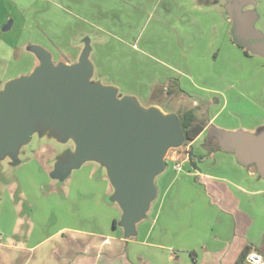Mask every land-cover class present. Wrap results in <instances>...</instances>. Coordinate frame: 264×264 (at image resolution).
I'll list each match as a JSON object with an SVG mask.
<instances>
[{
  "label": "crops",
  "instance_id": "0c3cea01",
  "mask_svg": "<svg viewBox=\"0 0 264 264\" xmlns=\"http://www.w3.org/2000/svg\"><path fill=\"white\" fill-rule=\"evenodd\" d=\"M63 2L69 17H63L64 32L70 36L64 48L74 52L88 44L94 67L114 74L108 85L151 98L149 104L158 107L161 100L176 97L168 90H180L191 97L187 108L198 107L199 98L208 111L215 104L221 107L215 110L224 109L225 94L216 84L230 88L227 74L232 65H239L240 56L232 48L229 16L215 13L211 4L203 0ZM17 13H0V28L11 19L12 29ZM18 15L17 23L23 26ZM28 57L33 69L37 60ZM262 61L257 75L239 82L243 91L236 95L243 98L244 93L251 104V112L234 113L250 128L264 123V94L256 77L261 75L264 81ZM205 132L203 141L207 128L187 145L180 162L166 158L165 171L155 179L156 198L129 239L118 226L121 213L110 200L113 190L102 168L77 169L75 183L66 190L37 182L33 173L40 162L29 163L33 158L17 166V182L10 185L0 172V264H237L246 246L264 251V177L253 165L240 163L235 154H209L204 143L194 147ZM45 162L39 171L46 176ZM44 186H53L55 202L41 197L50 193ZM50 203L58 206L44 215ZM21 233L27 236L24 243Z\"/></svg>",
  "mask_w": 264,
  "mask_h": 264
},
{
  "label": "water",
  "instance_id": "95a60500",
  "mask_svg": "<svg viewBox=\"0 0 264 264\" xmlns=\"http://www.w3.org/2000/svg\"><path fill=\"white\" fill-rule=\"evenodd\" d=\"M253 32L249 50L264 57V36ZM30 52L36 66L8 80L0 91V161L8 156L19 162L20 147L36 131L72 140L73 150L55 163L50 175L66 178L86 162L97 163L113 190L110 200L120 210L123 237L133 238L156 198L155 179L166 169L168 152L184 145L178 116L158 106L142 107L134 97L119 95L117 87L93 80L88 44L73 63H54L39 46H31ZM223 144L240 163L255 164L264 177V136L236 133Z\"/></svg>",
  "mask_w": 264,
  "mask_h": 264
},
{
  "label": "rangeland",
  "instance_id": "374dc122",
  "mask_svg": "<svg viewBox=\"0 0 264 264\" xmlns=\"http://www.w3.org/2000/svg\"><path fill=\"white\" fill-rule=\"evenodd\" d=\"M203 1L211 4L215 13H220L222 16H229L230 19H232V14L235 10L237 16L233 18V21H235L236 25L241 24V31L239 26L237 27V33L234 31L238 38L241 36H252L253 30H258L259 32L264 33V0H234L231 4H228V1L226 0ZM63 7H67L63 0H0L1 14L5 12L8 13L9 11H13L14 14L15 12H18L23 19V26H20V24L17 23L18 17H20L17 13V15H14L17 21L16 24L13 25L12 29L3 30V27L8 22H12L11 19L6 20V23L0 28V91L9 79L11 80L13 78L26 75L32 71L31 68L33 66V60L32 57L28 56H33V58L35 57L30 52L31 46H39L48 51L51 54V58L54 63L59 61L73 63L77 60V55L83 47H77L74 52L71 50L66 51L64 48L65 42L70 38V36L67 32H64L63 17H69ZM229 7L231 8L232 13L230 12L228 15L227 12ZM251 19H253L254 24ZM73 40L76 41L75 39ZM9 44L16 46L15 50L13 48L11 49ZM231 44H233V42H231ZM232 48L235 53H239L240 59L236 60L239 65H232L231 71L227 74L228 81L230 82L228 86L230 88H227L226 84H216V87L225 94V107L221 112H219V110L215 109H220L221 107L219 104H215L212 110L208 111V105L203 104L204 100L195 97L197 98L196 101L198 104V111L201 112L203 110V112H201L202 116L199 115V120L205 123L219 112V116H215L212 121L214 128L210 129L211 133L209 138L215 137L213 131L214 129H220L232 135L236 133H243L254 137L264 136V123H261V126L258 128H250L240 122V117L238 115H234L237 111L251 112V104L249 103L248 98L245 97V94L242 93L243 98H238L236 96L243 91V85L241 86L239 82L245 81L247 83L249 78L257 75L264 58L254 53L248 57L243 53L242 49L236 46V44H233ZM90 59H93V57ZM93 65L95 66V63H93ZM94 68L95 72L93 80H99L104 85H108V83L112 81L111 77H114L113 73L106 70H100L99 72L96 67ZM256 77H260L257 84L261 87V90L263 91L262 93L264 94V81L261 79V75ZM125 93H130V96L134 97V99H136L142 107L150 105L149 102L151 98L147 99L140 94H134L127 91V89L121 88L119 95H126ZM262 100H264V98H262ZM164 101L165 99L161 100L159 107L165 112L171 111L170 113L174 114L180 109L190 107L192 104L189 97H186V94H181L173 100ZM212 104L213 102L211 101V105ZM205 134L206 132L201 135V139L197 141L198 143H196L194 147L198 146V144L202 145L204 143L205 139L202 141V138L205 137ZM73 147L72 140L70 139L61 141L56 135H53L49 131H44L42 133L36 131L33 134L31 141L27 145H22L20 147L18 154L19 162L11 161L9 159L10 157L7 156L6 159L0 161V172H4L2 174H4L5 178H7V183L10 185L13 182H17V169L20 165H24V159L33 158L29 161V163L40 162L39 166L43 168L45 167V161L43 160H46L47 162H45V164H48L49 172L46 173V176L43 175L42 172L39 171L40 169L38 166L36 170L37 172L33 173L35 174V180L37 182L45 181L47 184H54L56 188H63V190H66L75 183L73 178L76 170L71 171L68 177L56 180L53 179L50 173L53 170L55 163H57L59 159L66 157L69 151L73 150ZM188 150L189 147L187 148V145H183L181 148L170 150L166 158H169L170 160H172L171 158H174L180 162L179 155H184V153ZM86 166L100 167L97 163L86 162L80 168H86ZM253 166L256 168L255 165ZM2 168H4V170ZM57 185L61 186L57 187ZM51 189H53V186H44V190L47 192H50ZM40 193L44 194L42 190ZM52 193H56V191L44 194L45 196L40 195L41 197L49 196L51 201L48 202H55L57 195ZM54 206L57 207L58 205L53 203L48 204L44 215L50 214ZM22 236L23 238H21V243H24L27 239L26 233H21V237Z\"/></svg>",
  "mask_w": 264,
  "mask_h": 264
},
{
  "label": "trees",
  "instance_id": "16d2710c",
  "mask_svg": "<svg viewBox=\"0 0 264 264\" xmlns=\"http://www.w3.org/2000/svg\"><path fill=\"white\" fill-rule=\"evenodd\" d=\"M251 20L253 23V19H251ZM235 25L232 24V28H234ZM253 31H255V30H253ZM231 42H233V44H236L237 47L242 49L243 53L246 56L250 57L252 52H250V50L246 46L240 44L241 41L239 40L237 35H235L234 30L231 31ZM181 93H182V91H180V90H179V92L178 91L169 92V90L167 91V94H169V95L174 94V96H176V97H178ZM186 97H189V96L186 95ZM189 98H191V97H189ZM198 110H199L198 107L185 108V109H180L175 113L179 118L181 130H182L183 135H184V141H185L184 145H188L191 142H193L202 133V131L205 128H207V137L205 138V141L203 144V148L207 151V153L212 154L213 152H217V151H225V152L235 154V152L233 150L225 147V145L223 144L224 139L229 137V136H232V134L226 133L220 129H214L213 131H214L215 137H212V139L209 138L210 133H211L210 129L214 128V126L211 124L209 127H207L206 126L207 122H205V123L201 122L199 120V115L200 116H202V115H201V112H199ZM208 138L211 140H209ZM189 157L193 159V156L191 155V153H189ZM203 157L205 158L206 156H203ZM203 157L200 156L199 159H203ZM246 165H255V164H246ZM113 227H115V222L113 223ZM250 250H251L250 247L246 246L241 251V253L239 254L237 261H236L237 264H247L245 262V258L247 256V254L250 252ZM256 253H259L260 255H262L264 257V251H259Z\"/></svg>",
  "mask_w": 264,
  "mask_h": 264
},
{
  "label": "flooded vegetation",
  "instance_id": "af4514ba",
  "mask_svg": "<svg viewBox=\"0 0 264 264\" xmlns=\"http://www.w3.org/2000/svg\"><path fill=\"white\" fill-rule=\"evenodd\" d=\"M226 1H228V4H231L232 3V1H234V0H226ZM232 13V10H231V8L229 7V9H228V15H229V13ZM237 16V13H235V10H234V12H233V14H232V19H230L231 20V24H236L235 23V21H233V18H235ZM230 18V17H229ZM234 22V23H233ZM240 25L241 24H237V25H235V29L234 28H232V25H231V31L234 29V31L237 33V27L239 26V29H240ZM243 25V24H242ZM240 31H241V29H240ZM262 34V33H261ZM254 35H255V32H253V35L251 36L250 35V37H244V36H241V37H239V40L241 41V43L240 44H242V45H244V46H246L248 49H250V46H251V44L254 42ZM263 35V34H262ZM264 36V35H263Z\"/></svg>",
  "mask_w": 264,
  "mask_h": 264
},
{
  "label": "built area",
  "instance_id": "2783aa9c",
  "mask_svg": "<svg viewBox=\"0 0 264 264\" xmlns=\"http://www.w3.org/2000/svg\"><path fill=\"white\" fill-rule=\"evenodd\" d=\"M177 167L179 168V166ZM245 262L247 264H264V257L259 253L250 251L245 258Z\"/></svg>",
  "mask_w": 264,
  "mask_h": 264
}]
</instances>
